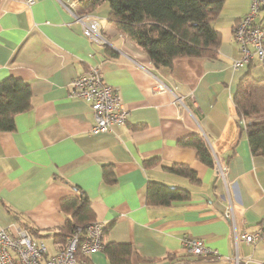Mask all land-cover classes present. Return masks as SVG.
<instances>
[{"label":"crops","instance_id":"crops-1","mask_svg":"<svg viewBox=\"0 0 264 264\" xmlns=\"http://www.w3.org/2000/svg\"><path fill=\"white\" fill-rule=\"evenodd\" d=\"M251 1H225L214 22L222 34L215 58L180 56L169 67L152 63L117 31L106 2L88 15L101 26L105 41L96 43L75 18L74 0H0V79L13 75L31 87V106L15 115L13 130H0V228H27L55 253L56 233L67 219L61 202L78 188L108 227V242L133 246L132 264L264 262V240L248 244L239 237L264 220V157L252 154L247 120L234 102L241 78L264 77L257 59L233 66L242 57L233 30ZM257 21L264 23V12ZM93 66L129 111L127 123L112 132L93 134L90 104L69 96L74 78ZM159 82L167 88L157 90ZM194 134L205 139L214 166L179 143ZM173 163L188 165L197 181L171 171ZM105 164L114 171L113 183L104 178ZM150 181L186 188L191 196L148 206ZM187 237L219 253L193 254L183 244ZM89 259L109 264L104 250Z\"/></svg>","mask_w":264,"mask_h":264},{"label":"trees","instance_id":"trees-1","mask_svg":"<svg viewBox=\"0 0 264 264\" xmlns=\"http://www.w3.org/2000/svg\"><path fill=\"white\" fill-rule=\"evenodd\" d=\"M225 1L74 0L73 11L79 16L89 15L103 3H108L109 20L117 31L135 41L152 63L171 67L180 56H217L222 34L214 22ZM106 51L113 57L118 55L110 47H106ZM30 97L28 82L13 75L0 79V130L15 128V115L31 106ZM234 102L239 117L247 120L245 127L252 154L264 157V77L256 78L248 73L241 78L234 93ZM179 143L194 147L201 161L209 166L215 165L213 153L201 135L184 137ZM169 169L197 181L196 172L186 164L173 163ZM104 178L107 182H115L114 171L109 164L104 165ZM77 191L61 202L67 219L62 230L56 233L60 247L78 227L83 229L97 221L89 197L78 188ZM190 196L186 188L150 181L146 201L148 206H163ZM103 250L109 264H132L133 246L130 243L108 242Z\"/></svg>","mask_w":264,"mask_h":264},{"label":"built area","instance_id":"built-area-1","mask_svg":"<svg viewBox=\"0 0 264 264\" xmlns=\"http://www.w3.org/2000/svg\"><path fill=\"white\" fill-rule=\"evenodd\" d=\"M34 1L28 0L29 4ZM261 12H264V0H252L249 12L234 27V39L242 51V57L233 63L235 68H243L254 59L264 65V23L257 21ZM75 18L83 23V32L91 41H105L97 18L88 15H75ZM156 88L163 91L167 87L159 82ZM69 96L84 99L90 104L95 120L91 128L93 134L112 132L115 126L128 121V109L116 89L106 82L98 66L74 78ZM224 171L225 167L220 166L219 172L223 176ZM225 215L230 217L228 211ZM105 227L106 224L98 220L83 229L78 227L64 246L57 244L55 253H50L46 242L35 238L26 228L15 224L13 230L0 228V264H93L89 255L103 250L108 244ZM239 237L248 244L264 240V220L255 230L242 231ZM183 244L193 254L210 256L219 253L201 239L187 237Z\"/></svg>","mask_w":264,"mask_h":264},{"label":"rangeland","instance_id":"rangeland-1","mask_svg":"<svg viewBox=\"0 0 264 264\" xmlns=\"http://www.w3.org/2000/svg\"><path fill=\"white\" fill-rule=\"evenodd\" d=\"M46 241H47V243L50 245V243H51V237H46ZM50 247L51 248H53V245H50Z\"/></svg>","mask_w":264,"mask_h":264}]
</instances>
